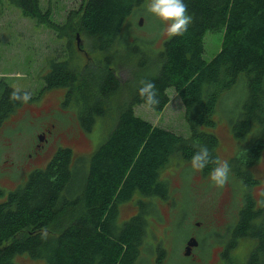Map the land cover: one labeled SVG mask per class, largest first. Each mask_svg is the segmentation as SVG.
Masks as SVG:
<instances>
[{
	"label": "trees",
	"instance_id": "16d2710c",
	"mask_svg": "<svg viewBox=\"0 0 264 264\" xmlns=\"http://www.w3.org/2000/svg\"><path fill=\"white\" fill-rule=\"evenodd\" d=\"M4 1L59 33L63 28L68 35L74 31L69 18L63 27L53 23L48 9L40 10L39 0ZM141 2L80 0L75 33L86 37L84 59L68 38L66 56L49 60L42 90L63 88L60 104L75 109L83 131L89 132L97 120L102 126L101 120L109 116L110 126L89 154L59 146L23 184L8 192L0 189V264H19L14 257L43 264H134L144 216L150 207L156 208L142 198L165 200L167 183L159 173L173 157L191 162L206 146L217 158L212 114L221 96L238 85L244 99L229 132L238 144L249 132L252 138L228 162L244 188L257 184L250 168L264 149V0H184L193 23L182 37H166L149 63L137 55L131 65L113 62L111 53L127 46L124 23ZM206 31L222 33L219 49L208 61L202 58ZM131 51L139 54L140 48L132 45ZM124 68L128 75L123 80L118 71ZM142 79L155 83L160 100L152 109L156 112L168 102L166 89H173L188 136L134 114L135 105H145L138 96ZM13 90L0 81V123L22 105L10 102ZM120 93L122 101L117 98ZM213 167L210 163L200 173L209 174ZM130 200L137 207L134 214L117 222L118 207ZM42 229L48 232L46 239H41ZM243 238L251 244L238 264H264V190L258 200L244 191L221 253L229 254Z\"/></svg>",
	"mask_w": 264,
	"mask_h": 264
},
{
	"label": "rangeland",
	"instance_id": "374dc122",
	"mask_svg": "<svg viewBox=\"0 0 264 264\" xmlns=\"http://www.w3.org/2000/svg\"><path fill=\"white\" fill-rule=\"evenodd\" d=\"M148 3L150 0H142L131 10L124 23V29L121 30L127 46L111 53L113 62L119 59L131 65L137 55L139 59L149 63L161 42L168 37L166 25L146 11ZM79 4L80 0H39L40 10L48 9L49 19L56 25L63 27L68 18L70 19L74 31L68 35L64 28L59 33L56 29L38 24L22 15L4 0L0 1V81L12 89L19 88L30 92L32 104L39 103L38 109L22 104L0 123V189L4 192L23 184L28 173L34 168L43 167L59 146L70 147L79 155L89 154L110 126L109 116L101 120L102 126L97 120L89 132L83 131L78 126L75 109L60 104L64 89L42 90V75L47 71L48 62L50 59L59 60L66 56L65 46L68 38L69 45L73 49H80L79 53L84 59L86 37L75 33V14ZM139 19L140 25L137 24ZM75 35L78 38L77 43ZM221 35L219 31H206L203 34L202 58L205 61L218 51ZM132 45L140 48L139 54L131 51ZM122 67L124 66H119ZM118 75L120 79H126L127 69H121ZM166 93L168 102L160 112L139 104L133 107L134 114L153 126L186 137L189 127L183 116L182 104L171 87L166 89ZM117 98L122 101L124 93H120ZM243 99L244 91L238 85L221 96L212 114V130L218 137L216 154L221 161H229L236 150L252 138V133L249 132L244 137V143L238 144L229 132V123L239 111ZM49 123L53 124V128L45 135L47 141L34 153L33 145L38 141L37 135L41 134L44 125ZM250 171L257 178V184L244 188L230 171L229 182L221 189L212 184L211 172L201 174L191 168V162L173 157L159 173V177L167 183L165 200L157 197L142 198L147 201V205H150L148 201L153 202L156 208L150 207L144 216V235L139 245V256L134 264H156L157 248L163 253V262L159 264L215 262L216 252L225 247L230 228L236 221L244 191L254 200H258L262 195L264 149ZM136 208L133 200L122 203L118 207L117 222L134 214ZM191 237L197 240L199 246L191 248L187 255H183L185 243ZM250 244L247 238L235 244L230 253L235 254L236 261L240 260V256L246 255ZM15 258L13 261L19 264H43L26 257H17L16 260ZM194 258L198 259L199 263L191 261Z\"/></svg>",
	"mask_w": 264,
	"mask_h": 264
},
{
	"label": "clouds",
	"instance_id": "9594fccd",
	"mask_svg": "<svg viewBox=\"0 0 264 264\" xmlns=\"http://www.w3.org/2000/svg\"><path fill=\"white\" fill-rule=\"evenodd\" d=\"M146 11L166 25V34L171 37H182L193 23V16L188 12V5L184 0H150L146 6ZM138 96L143 99L145 106L154 109L160 103L155 83L148 80H140ZM10 102L26 104L31 100V94L19 88L14 89L10 96ZM215 167L211 170L210 180L217 188H224L229 182L231 171L227 160L221 161L219 158L213 159L208 147H200L191 158V168L194 171H203L209 164ZM48 232L41 230V239H46Z\"/></svg>",
	"mask_w": 264,
	"mask_h": 264
},
{
	"label": "flooded vegetation",
	"instance_id": "af4514ba",
	"mask_svg": "<svg viewBox=\"0 0 264 264\" xmlns=\"http://www.w3.org/2000/svg\"><path fill=\"white\" fill-rule=\"evenodd\" d=\"M26 105H27L28 108L29 107L30 108L33 107V108H36V109L39 108V103L38 104H32V101L29 102V103H26ZM52 128H53V124L52 123L44 125L43 131L41 132V134L37 135V137L40 136L42 138V140L41 141H37L33 145V152L34 153H37V151L43 146V143L47 141V138H45V135L48 134ZM195 241H196V245L190 247L189 252H190L191 248H196V247L199 246V243L197 242V240H195ZM223 249H224V247H221L219 249V251L216 252L217 260L215 262H213L212 264H238V261L235 260V256H234L235 254L234 253H229V254L225 255L224 253H221V251ZM162 259H163V253L161 254V252L157 250L156 257H155L156 264L162 263L163 262V261H161ZM189 260H191V259H189ZM191 261H193L194 263H197V261H198V263H199V260L198 259L196 260L195 258L193 260H191Z\"/></svg>",
	"mask_w": 264,
	"mask_h": 264
},
{
	"label": "water",
	"instance_id": "95a60500",
	"mask_svg": "<svg viewBox=\"0 0 264 264\" xmlns=\"http://www.w3.org/2000/svg\"><path fill=\"white\" fill-rule=\"evenodd\" d=\"M140 23H141V19H139L138 20V25H140ZM75 39H76V43H77V35H75ZM42 140V138L40 137V136H38V141H41ZM186 246H185V250H184V254L183 255H187L188 254V250H189V248L190 247H192V246H194V245H196V241H195V239L194 238H189L187 241H186Z\"/></svg>",
	"mask_w": 264,
	"mask_h": 264
}]
</instances>
